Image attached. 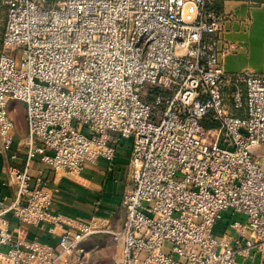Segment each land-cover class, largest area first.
Returning a JSON list of instances; mask_svg holds the SVG:
<instances>
[{
	"label": "built area",
	"instance_id": "obj_1",
	"mask_svg": "<svg viewBox=\"0 0 264 264\" xmlns=\"http://www.w3.org/2000/svg\"><path fill=\"white\" fill-rule=\"evenodd\" d=\"M2 1L0 150L15 144L11 100L24 103L26 134L24 165L8 166L13 197L0 202V264H73L99 232L118 244V264H236L264 249V72L224 69L233 45L216 0ZM122 138L120 229L54 211L56 187L31 163L76 179L112 161ZM223 214L234 245L213 233ZM8 215L51 224L57 244L28 239Z\"/></svg>",
	"mask_w": 264,
	"mask_h": 264
},
{
	"label": "crops",
	"instance_id": "obj_2",
	"mask_svg": "<svg viewBox=\"0 0 264 264\" xmlns=\"http://www.w3.org/2000/svg\"><path fill=\"white\" fill-rule=\"evenodd\" d=\"M218 4L219 13L223 16L222 40L233 45L231 51L221 56L224 69L264 72V0H218ZM2 6L5 8L4 26L6 7L4 4ZM25 134L26 129L23 135ZM20 140L18 131L13 149L0 150V202L8 203L14 194L13 178L8 172V166L24 165L25 150L18 145ZM116 147L117 152L112 161L99 158L94 163H88L76 179L63 171L54 172L38 158L31 163L33 174L41 170L49 185L56 187L53 195L54 211L74 219L97 218L106 228L114 231L120 229L124 220L121 198L131 185L129 177L131 139L122 138ZM12 153L14 158L10 157ZM8 218L11 228L17 232H24L28 239L57 244L58 234L50 229L51 224L24 225L11 215H8ZM229 222V216L223 214L215 224L213 233L225 236L229 243L234 245L241 239V235ZM252 255L238 256L236 264H264V249L253 247Z\"/></svg>",
	"mask_w": 264,
	"mask_h": 264
},
{
	"label": "rangeland",
	"instance_id": "obj_3",
	"mask_svg": "<svg viewBox=\"0 0 264 264\" xmlns=\"http://www.w3.org/2000/svg\"><path fill=\"white\" fill-rule=\"evenodd\" d=\"M0 0V39L3 27L5 8ZM3 47L0 46V52ZM17 125V135L19 131L20 139L26 129L24 103L20 100H11L8 105ZM120 259V249L115 239L109 232H99L90 235L80 242L74 252L73 264H118Z\"/></svg>",
	"mask_w": 264,
	"mask_h": 264
},
{
	"label": "trees",
	"instance_id": "obj_4",
	"mask_svg": "<svg viewBox=\"0 0 264 264\" xmlns=\"http://www.w3.org/2000/svg\"><path fill=\"white\" fill-rule=\"evenodd\" d=\"M219 4H218V0H216L215 1V8H216V10L217 11H219ZM150 98V97H149ZM148 100H152V99H148ZM206 126H216L217 124H216V122H214V121H210V120H208V121H206Z\"/></svg>",
	"mask_w": 264,
	"mask_h": 264
}]
</instances>
